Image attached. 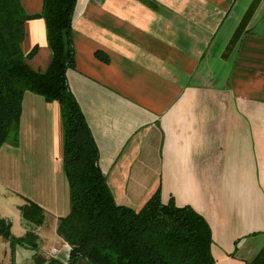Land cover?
Here are the masks:
<instances>
[{
    "label": "crops",
    "instance_id": "crops-1",
    "mask_svg": "<svg viewBox=\"0 0 264 264\" xmlns=\"http://www.w3.org/2000/svg\"><path fill=\"white\" fill-rule=\"evenodd\" d=\"M20 1L41 12L42 0ZM25 32L23 54L37 47L26 62L44 72V21ZM70 39L67 86L115 202L138 211L160 188L163 203L206 220L214 264H250L264 246V0H78ZM62 147L58 105L26 92L17 144L0 148V218L67 264L56 234L70 211ZM29 203L42 211L35 228L21 221ZM34 254L17 246L13 263Z\"/></svg>",
    "mask_w": 264,
    "mask_h": 264
},
{
    "label": "trees",
    "instance_id": "trees-1",
    "mask_svg": "<svg viewBox=\"0 0 264 264\" xmlns=\"http://www.w3.org/2000/svg\"><path fill=\"white\" fill-rule=\"evenodd\" d=\"M78 0H42L38 15H27L20 0H0V148L17 144L22 99L26 92L59 107L62 122V164L69 186L70 211L60 218L56 234L69 246L67 264H214L212 235L206 220L189 205L161 200L160 189L135 211L118 205L98 167V149L66 82L73 63L71 24ZM44 21L50 63L44 72L32 70L24 55L25 24ZM22 218L42 223L33 203L19 207ZM0 218V237L9 243L10 264L17 246L38 249L36 237L10 233ZM34 264H60L34 254ZM250 264H264V246Z\"/></svg>",
    "mask_w": 264,
    "mask_h": 264
},
{
    "label": "rangeland",
    "instance_id": "rangeland-1",
    "mask_svg": "<svg viewBox=\"0 0 264 264\" xmlns=\"http://www.w3.org/2000/svg\"><path fill=\"white\" fill-rule=\"evenodd\" d=\"M11 137L12 136L10 135V137L6 143H9V142L11 143V140H10ZM17 138H18V136H17ZM158 189H160V188H158ZM160 194H161V190H160ZM21 221H22L23 225L26 227L27 226H31L33 228L36 227L35 225L30 224V222L25 221L23 218H21ZM10 233H11V235H13L15 237L16 236L15 235V233H16L15 228H14L13 232L10 230ZM35 253L40 254L41 251H39V249H37L35 251ZM9 257H10L9 243L0 237V264H7V258H9Z\"/></svg>",
    "mask_w": 264,
    "mask_h": 264
},
{
    "label": "built area",
    "instance_id": "built-area-1",
    "mask_svg": "<svg viewBox=\"0 0 264 264\" xmlns=\"http://www.w3.org/2000/svg\"><path fill=\"white\" fill-rule=\"evenodd\" d=\"M58 253H59V250H58L57 248H53V249L50 251V253H49V255H48L47 258L52 259V258H54Z\"/></svg>",
    "mask_w": 264,
    "mask_h": 264
}]
</instances>
